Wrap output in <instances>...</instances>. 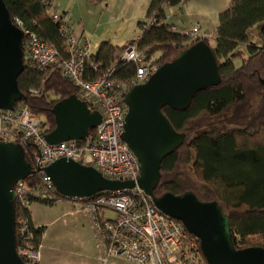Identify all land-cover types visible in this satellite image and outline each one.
Wrapping results in <instances>:
<instances>
[{
	"label": "trees",
	"instance_id": "1",
	"mask_svg": "<svg viewBox=\"0 0 264 264\" xmlns=\"http://www.w3.org/2000/svg\"><path fill=\"white\" fill-rule=\"evenodd\" d=\"M187 0H151L146 17L139 22L140 37L123 47L110 41L101 44L95 54H90L87 65L94 79L108 69L115 54L123 53L136 44L147 61L159 67L170 62L177 54L199 40L188 41L180 31H172L167 21V8L180 6ZM13 21L23 30L33 31L55 47L63 58L69 49L49 16L43 0H4ZM157 22L148 27V20ZM257 29L260 42L253 40L251 30ZM27 35L24 37L26 44ZM214 50L221 82L196 94L188 108L166 106L163 113L177 132L184 134L183 143L162 163L161 179L154 193L183 194L194 192L203 201H218L229 216L232 238L237 248L259 246L264 248V0H232L221 13L219 26L208 37H203ZM25 70L18 79L24 94L21 103L38 116L45 132L56 128L54 106L61 100L76 95L82 99L78 88L60 67L44 71L32 69L24 49ZM99 65L94 71L91 63ZM137 65L122 61L112 76L116 82H130L136 75ZM125 99V98H124ZM125 102V100H124ZM92 111L94 109L91 108ZM206 117L209 123L202 127L194 122ZM96 128L90 130L94 138ZM37 149L25 148L27 162L34 169ZM192 165L195 178L179 172L182 165ZM30 187L40 183L34 173L26 180ZM61 196L33 202L52 204ZM16 208V239L20 248L18 219L25 216L33 233L30 244L38 249L42 244L45 226H36L30 209ZM203 264H208L203 259Z\"/></svg>",
	"mask_w": 264,
	"mask_h": 264
},
{
	"label": "water",
	"instance_id": "2",
	"mask_svg": "<svg viewBox=\"0 0 264 264\" xmlns=\"http://www.w3.org/2000/svg\"><path fill=\"white\" fill-rule=\"evenodd\" d=\"M24 30L12 19L0 0V109L14 110L24 99L18 79L25 70ZM221 82L213 48L200 40L172 61L160 66L146 83L131 88L125 96L127 116L123 140L141 164L138 185L152 197L164 214L181 221L196 236L208 264H264V248H237L229 216L218 201H203L194 192L183 194L154 191L161 179L163 160L185 139L162 109L188 108L197 93ZM53 113L56 128L46 134L51 144L84 140L102 120L101 113L76 95L58 102ZM30 146V145H29ZM63 198H87L104 191L133 189L134 181L114 180L96 167L61 158L44 168ZM36 170L27 162L25 147L0 142V264H25L16 239L15 184Z\"/></svg>",
	"mask_w": 264,
	"mask_h": 264
},
{
	"label": "built area",
	"instance_id": "3",
	"mask_svg": "<svg viewBox=\"0 0 264 264\" xmlns=\"http://www.w3.org/2000/svg\"><path fill=\"white\" fill-rule=\"evenodd\" d=\"M43 3L68 46L69 56L63 58L37 33L24 29L27 35L24 49L30 67L39 71L60 67L78 88L82 100L101 113L102 120L94 138L89 135L84 140L51 144L38 116L27 105L19 102L14 110L0 109V142H15L25 148L33 145L38 151L34 170L40 183L30 187L25 180L17 182L14 187L16 200L22 207L30 209L35 199L55 197L56 188L44 168L58 159L94 166L107 178L136 183L133 189L104 191L87 198H67L91 215L103 264H110L112 258H123L135 264H203L205 257L199 239L181 221L160 211L152 197L139 187L140 161L122 138L127 116L126 94L134 86L146 83L159 66L147 61L137 45L132 44L123 53L115 54L108 69L89 79L90 40L86 38L80 42L69 14L60 11L54 0H43ZM156 22L153 17L147 26ZM171 30L178 31L175 26H171ZM181 33L190 42L208 36L202 34L199 24ZM122 61L137 65L136 75L128 83L112 78ZM91 68L97 71L100 67L92 62ZM107 209L114 210L117 217L106 216ZM18 235L21 242L18 251L25 264H39L41 246L36 249L30 244L33 233L29 220L23 215L18 219Z\"/></svg>",
	"mask_w": 264,
	"mask_h": 264
},
{
	"label": "crops",
	"instance_id": "4",
	"mask_svg": "<svg viewBox=\"0 0 264 264\" xmlns=\"http://www.w3.org/2000/svg\"><path fill=\"white\" fill-rule=\"evenodd\" d=\"M231 1L187 0L180 6L167 8V21L180 32L190 30L199 24L202 34L210 36L219 26L220 15L229 8ZM54 2L60 11L69 14L73 30L80 42L82 43L86 38L90 40V54H95L105 41L123 47L137 40L142 33L139 22L145 19L151 0H54ZM122 19L128 20L122 21ZM127 24L133 28L134 35L126 31ZM61 199L62 197L52 204L36 202L44 206L35 205L36 203L33 204V202V206L30 207L34 224L45 226L40 247L42 257L39 264H98L99 260L95 256L97 252L94 244L92 245L91 228L94 229V222L91 215L84 212L81 207L79 209L77 205L71 207ZM41 212H49L55 216L53 219L45 220ZM62 218L65 224L72 221L75 229H80L82 226L81 233H89L88 245L85 242L84 245L92 251V254L80 252L73 254L70 248L65 250L61 246L62 238L53 236L52 233ZM127 263L135 264L123 258L110 260V264Z\"/></svg>",
	"mask_w": 264,
	"mask_h": 264
},
{
	"label": "rangeland",
	"instance_id": "5",
	"mask_svg": "<svg viewBox=\"0 0 264 264\" xmlns=\"http://www.w3.org/2000/svg\"><path fill=\"white\" fill-rule=\"evenodd\" d=\"M128 19L124 20L122 19V21H127ZM136 28V26L134 27ZM126 31L133 34V28L129 26V24L126 25ZM250 35L252 36L253 40L256 42H260V39L257 35V29H253L250 32ZM210 120L206 117H203L199 120H197L196 122H194L193 126L195 127H202L204 124L209 123ZM180 173L181 172H185V176H192L193 178H195V172L192 168V165L188 164V165H182L179 169ZM182 174V173H181ZM62 201H64L65 203H68L71 205V207H73L74 204H72V202L66 198L61 199ZM70 202V203H69ZM36 202H34L33 204H35ZM33 204H31V207L33 206ZM35 205H43L42 203H36ZM78 209H79V205H77ZM41 214L45 217V220H50L53 219L55 215H51L49 212L46 213H42ZM106 216L108 217H117V213L114 210L111 209H107L106 212ZM82 226H80V229H75L74 227V223L71 221L69 224H65V220L62 218L61 222L54 227L53 236H58L61 237V246L65 249L68 250L69 248L71 249L70 251L75 254L77 252L80 253H90L92 254V251L90 249H87V247L84 245V242L86 245H88L90 236L88 232H82ZM91 236H92V245L94 244L95 249H96V258L102 263V261L100 260V256H101V251L99 249L98 246V241L96 238V233L95 230L93 228H91ZM57 243H59V241H57ZM81 243V244H78ZM97 261V260H96ZM97 261L98 264H100V262ZM103 264V263H102ZM130 264V263H127Z\"/></svg>",
	"mask_w": 264,
	"mask_h": 264
}]
</instances>
